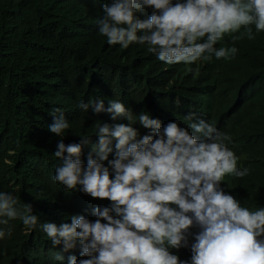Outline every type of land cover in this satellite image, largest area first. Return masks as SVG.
Masks as SVG:
<instances>
[{"label": "clouds", "instance_id": "obj_1", "mask_svg": "<svg viewBox=\"0 0 264 264\" xmlns=\"http://www.w3.org/2000/svg\"><path fill=\"white\" fill-rule=\"evenodd\" d=\"M145 8L153 11L141 20ZM103 13L99 34L108 45L147 44L149 69L180 79L195 72L201 82L176 86L173 102L184 113L163 128L141 113L150 130L142 138L130 125H97L86 167L81 145L63 142L70 124L56 108L53 180L111 207L94 208L95 222L72 216L40 228L53 247L79 245L69 264H264V0H112ZM78 108L133 121L119 100ZM17 203L0 192V239L13 220L37 227L31 205Z\"/></svg>", "mask_w": 264, "mask_h": 264}, {"label": "trees", "instance_id": "obj_2", "mask_svg": "<svg viewBox=\"0 0 264 264\" xmlns=\"http://www.w3.org/2000/svg\"><path fill=\"white\" fill-rule=\"evenodd\" d=\"M111 2L0 0V192L12 194L17 208L31 205L38 218L32 231L19 219L10 221L11 235L0 239V264H69V256L80 258L79 245L69 251L62 245L53 247L40 224L59 227L71 224L72 216L95 222L94 208L111 207L109 200L70 192L53 180L60 163L54 153L61 137L49 131L56 108L70 124L63 142L81 145L80 159L86 167L98 144L97 125H130L142 138L150 130L139 123L141 113L158 119L163 128L184 113L173 102L180 94L176 86L201 82L195 72L180 79L174 71L158 74L149 69L153 53L147 44L133 43L127 49L108 45L99 34L98 20L103 6ZM152 11L145 8L137 16L144 20ZM254 69L247 75L253 77ZM101 100L105 109L109 101L119 100L132 112V123L122 117L112 120L107 111L78 108L81 102ZM84 138L88 143H82ZM115 143L110 145L109 161L115 157ZM102 163L108 167V161ZM57 254L63 260H56Z\"/></svg>", "mask_w": 264, "mask_h": 264}, {"label": "bare ground", "instance_id": "obj_3", "mask_svg": "<svg viewBox=\"0 0 264 264\" xmlns=\"http://www.w3.org/2000/svg\"><path fill=\"white\" fill-rule=\"evenodd\" d=\"M186 75V72L184 73V75L183 76H185Z\"/></svg>", "mask_w": 264, "mask_h": 264}]
</instances>
